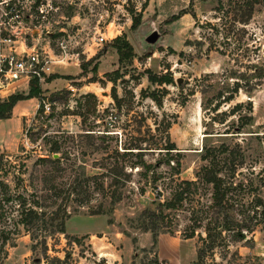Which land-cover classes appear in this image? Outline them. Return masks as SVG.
I'll return each mask as SVG.
<instances>
[{
  "label": "rangeland",
  "instance_id": "obj_1",
  "mask_svg": "<svg viewBox=\"0 0 264 264\" xmlns=\"http://www.w3.org/2000/svg\"><path fill=\"white\" fill-rule=\"evenodd\" d=\"M245 1H253L252 6H245ZM114 2L120 12L109 7L107 13H75L67 28L76 34L70 58L53 66V72L39 83L40 98H34L35 110L23 117L19 139L14 147L0 151V181L7 184L9 192L16 190L26 197L43 194L41 174L51 166L36 159L48 155V140L55 136L63 140L86 129L104 136L110 148L137 142L142 158L151 167L145 176L142 167L126 168L131 174L124 196L110 208L108 199H103L106 210L101 214H89L100 200L97 195L82 205L70 200L66 204L69 217L64 222L66 237L36 231L37 241L45 236V251L37 243L31 249L35 240L15 224L14 204L1 202L0 264H168L156 257L154 240L162 234L184 241L179 251L182 264H264V79L252 92L241 89L230 102L220 104L218 113L210 110L216 92L223 89L227 93L223 87L226 81L230 85L231 71L247 75L251 63L264 64V3ZM133 17L138 24L131 29ZM94 25L107 40L98 44L87 40ZM120 35L130 45L131 54L119 61L112 41ZM145 69L156 75L170 73L173 81L161 85L150 82ZM50 76L54 78L48 79ZM239 81L246 85L244 79ZM111 87L119 99L117 104L110 97ZM17 89L0 94V100L28 90ZM151 92L159 104L147 96ZM88 94L95 97L93 110ZM237 102L242 105L228 114ZM39 104L41 110L37 111ZM167 138L175 147L171 156L179 161L176 174L170 168L172 161L165 162L161 148ZM63 143L69 145L65 151L70 158L78 155L68 139ZM220 143L228 148L219 154L227 199L224 210L217 212L210 206V185L200 181L197 170L203 163L201 149ZM98 155H85L88 172L93 171L90 164ZM151 172L159 174L154 183H150ZM181 180L194 181L188 197L175 208L159 206ZM141 185L145 192L138 195ZM156 191L160 195L155 198ZM50 201L40 202L46 203L48 210L60 203V199L53 205ZM144 209L157 217L155 230L141 228V219L152 221L141 215ZM222 223L229 229L216 237ZM1 231L6 232L3 244ZM207 232L216 237L210 247ZM188 234L191 236L186 237Z\"/></svg>",
  "mask_w": 264,
  "mask_h": 264
},
{
  "label": "trees",
  "instance_id": "obj_2",
  "mask_svg": "<svg viewBox=\"0 0 264 264\" xmlns=\"http://www.w3.org/2000/svg\"><path fill=\"white\" fill-rule=\"evenodd\" d=\"M262 1L263 0H258ZM245 6L251 7L253 1H245ZM175 18V17H171ZM137 18L133 17L130 25L131 29H134L137 26ZM187 44V42H184ZM114 45L115 52L117 54V59L120 61L121 57H126L131 54V48L128 42L124 39L123 36H116L112 41ZM216 50V49H215ZM181 54V53H179ZM250 67L252 68L250 73L243 75L240 72L231 71L228 75V79L231 78V83L228 86V81H226L225 87L227 93L224 94L223 89L218 90L214 95L216 100L212 107L211 111L217 112V109L220 104L230 102L239 90H244L245 92H252L257 89L264 79V64L251 63ZM146 74V78L150 82H154L158 85L171 83L173 81L170 73H164L161 75H156L150 73L147 69L143 70ZM54 76H50L48 79H52ZM245 80V86H242L240 79ZM110 97L111 99L118 103V97L113 89L110 88ZM40 88L37 85L35 80L29 82L28 90L26 94H10L5 99L0 100V119L7 118L10 116L11 108L18 100L28 99V98H40ZM149 96L156 104H159V100L154 95V93H148ZM88 97L91 98L90 107L93 110L95 107V97L93 94H88ZM200 105H202L200 103ZM242 103L237 102L232 105L229 109L228 114H232L238 109ZM248 112H251L250 102L246 103ZM89 107V108H90ZM204 107V105L202 106ZM41 110V106L37 109ZM241 120V116H238ZM246 122L250 120V115L245 117ZM167 126L169 123L166 124ZM68 139L71 142L70 146L78 155L74 154L72 158L69 157L66 147L69 145H64L63 140ZM62 139H57V136L48 140L47 147V156L38 157L36 162L43 165L49 164L51 166L50 170L44 171L41 174L42 190L43 194L40 195H30L26 197L21 192L14 190L9 192L7 184L0 181V206L1 202H7L14 204L16 211V223L19 224L22 228L26 230L29 235V239L34 241L31 244V249L36 245V243L42 246V251H45V236H41L38 241L36 231L44 230L50 233H61L64 234V222L69 217V211H66V204L70 200H75L77 205H82L83 203H88L90 198L94 195L99 196L100 200L97 202L93 209H90L89 214H101L106 209H104L103 199H108V207H112L115 203L119 202L123 195L125 186L130 181L129 177L131 172L126 171V168L130 170L133 168L142 167L144 170L143 175H146V172L151 167L150 164L145 163L142 158L143 154L141 151L140 145L135 142L132 145L122 146L120 148L113 147L110 148L109 144L105 143L104 136H95L90 129H86L83 133H78L77 135L66 136ZM166 155L165 162L168 164L172 161L170 168L176 174L179 169V161L177 158L171 156L172 150L175 149L174 143L171 142L168 138L165 141L163 147ZM227 147L220 143L217 146H209L202 148L199 155L200 160L203 162L198 170L197 175L200 178V181L209 184L211 188V204L212 208H215L216 211L221 212L224 210L226 203V192L227 185L225 184L223 177L220 175L219 171L221 168V159L219 157L220 153L227 152ZM92 153L99 154L97 158L93 159L90 167L93 171L88 172L86 169V157L91 156ZM229 153V151H228ZM53 154H56V157H52ZM2 159V154L0 153V163ZM136 170V171H137ZM159 174L151 172L150 183H154L158 179ZM57 177H62L56 179ZM179 186L173 188L169 197L164 200L159 206H163L167 209L175 208L181 203L183 199L188 197L190 190L193 187L194 181L192 180H181L179 181ZM145 192L143 185L138 186L137 193L142 195ZM160 193L156 191L154 197H158ZM50 199V204H55L57 199H60V203L56 205L55 209L48 210L46 209V203H41L40 201H45ZM259 203V200L256 201V204ZM108 210V209H107ZM263 212V211H262ZM160 213V212H159ZM141 215H144L150 218L152 221L150 223H145L144 219H141L140 226L143 230L150 229L155 230L157 228L156 221L157 217L152 212L150 213L147 210H143ZM229 227L226 223L220 224V228L216 232V237H220L222 230H228ZM192 230L190 231L191 234ZM5 231H1V244L5 241ZM188 234L186 237H190ZM206 239L209 240L210 247L213 242V237L208 232L205 234ZM241 237V234L238 235ZM205 240V238L203 239ZM156 240H154V243ZM201 251L197 254V258L201 257ZM155 259V256H154Z\"/></svg>",
  "mask_w": 264,
  "mask_h": 264
},
{
  "label": "built area",
  "instance_id": "obj_3",
  "mask_svg": "<svg viewBox=\"0 0 264 264\" xmlns=\"http://www.w3.org/2000/svg\"><path fill=\"white\" fill-rule=\"evenodd\" d=\"M109 7L120 12L114 0H0V94L28 88L32 80L39 85L53 66L70 58L76 34L67 28L75 13H107ZM88 36L95 44L107 40L97 25Z\"/></svg>",
  "mask_w": 264,
  "mask_h": 264
},
{
  "label": "crops",
  "instance_id": "obj_4",
  "mask_svg": "<svg viewBox=\"0 0 264 264\" xmlns=\"http://www.w3.org/2000/svg\"><path fill=\"white\" fill-rule=\"evenodd\" d=\"M37 106L34 98L18 100L11 108L10 116L0 119V151L14 147L22 131V119L32 113ZM183 240L174 235L156 237V257L168 264H182L183 254L180 248Z\"/></svg>",
  "mask_w": 264,
  "mask_h": 264
},
{
  "label": "water",
  "instance_id": "obj_5",
  "mask_svg": "<svg viewBox=\"0 0 264 264\" xmlns=\"http://www.w3.org/2000/svg\"><path fill=\"white\" fill-rule=\"evenodd\" d=\"M57 155L56 154H53L52 157H56Z\"/></svg>",
  "mask_w": 264,
  "mask_h": 264
}]
</instances>
